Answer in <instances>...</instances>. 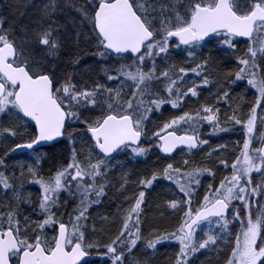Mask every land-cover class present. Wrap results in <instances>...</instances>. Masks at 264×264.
Returning <instances> with one entry per match:
<instances>
[{
    "label": "snow or ice",
    "instance_id": "1",
    "mask_svg": "<svg viewBox=\"0 0 264 264\" xmlns=\"http://www.w3.org/2000/svg\"><path fill=\"white\" fill-rule=\"evenodd\" d=\"M33 7L38 16L19 36L0 16V264H95L88 259L94 252L104 264H142L134 251L141 243L156 250L166 242L178 245L171 264H194L202 251L224 255V264H264V0H42ZM213 42L233 53L245 45L236 69L220 74L223 83L201 54ZM176 50L188 66L176 63ZM85 55L99 68L90 79L78 69ZM241 82L255 90L247 114L231 93ZM206 89L211 103L201 102ZM190 102L196 107L183 110ZM222 105L231 111L224 123L243 135L231 162L227 144L212 148L202 138L205 125L209 136L231 130L221 123ZM165 106L181 114L150 131ZM61 144L66 163L45 175L41 149ZM205 146L207 160L194 163L191 154ZM153 149L165 161L178 149L189 157L136 181L127 206L100 215L109 227L97 229L91 210L123 167L117 157H147ZM209 164L227 174L197 201L203 178L215 181ZM161 180L176 189L165 207L179 222L145 238L147 193ZM120 181L123 193L128 175ZM26 184L38 186L35 200L24 194ZM98 231L109 239H91Z\"/></svg>",
    "mask_w": 264,
    "mask_h": 264
},
{
    "label": "trees",
    "instance_id": "2",
    "mask_svg": "<svg viewBox=\"0 0 264 264\" xmlns=\"http://www.w3.org/2000/svg\"><path fill=\"white\" fill-rule=\"evenodd\" d=\"M42 0H21V3L18 4L17 0H0V16L6 18L5 27L7 28L9 24H13L15 26V31L13 32V36H19L22 31V26L28 25L31 28L33 25L31 21H34L37 16V10L33 7L34 4L41 3ZM84 0H80V3H83ZM27 4V7L23 5ZM23 13V15H21ZM69 16H77L78 13L69 10ZM62 20L64 17L61 18ZM71 25H69V29ZM88 53L94 51L91 46L84 45ZM245 50V45L243 43L238 45V51L233 52H225L213 42L210 45H207L203 49H201V54L203 57H208L211 59V67L209 69V74L220 79L221 83H223V76L220 75L223 72H227L228 70H235L236 63L235 57L239 55H243ZM172 56L177 64H182L184 66H188V62L185 59L186 54L180 53L179 50L173 51ZM63 67V64H61ZM78 69L85 78H92L90 76V72L95 73L99 71L97 61L91 55H85L84 59L81 61V64L78 66ZM216 86L211 87V93L216 91ZM254 89H250L247 86L246 82H241L237 86H234L231 89L233 103H240L242 114H247L249 106L252 104L254 99ZM243 97L241 100L240 98ZM207 98L208 102L211 103V96L209 90H205L201 96V102ZM196 107V105L192 102L183 109L190 110L191 108ZM258 112L260 110L258 109ZM224 113L231 114L230 109L227 106H221V123L223 126L231 129L230 131L217 133L216 135L209 136L211 131L208 125H205L202 129V138L208 139L209 144L212 148L217 147L221 144L228 145V151L223 153L225 156L229 158L231 162L234 159L236 152L233 151L236 142H241L243 140V135L239 129V126L233 127L230 123H224ZM181 114V112L177 110H172L170 106H165L163 109V115L155 114L153 116L154 123L149 124V130L151 131L155 124L161 123L163 120L170 118L173 115ZM210 150L209 146H205V150L202 152H196L191 154V159L194 163L199 164L207 160L206 152ZM42 153L47 154V159L43 163V171L46 175L50 169H55L59 167L61 164L66 163L67 158V149L64 145H55L49 148L41 150ZM163 154H159L157 149H153L147 157H138V158H130L125 154H120L117 157V160L123 165L122 168H116L114 172L110 175L109 179L111 182V186L108 189V195L105 197L106 201L100 205L99 210H96L92 214L93 221L96 223L97 229L101 227L108 228V224H101L99 219L100 215H108L113 216L116 212L118 205L127 206L124 201L125 196H133L134 193L138 192V188L136 185V181H138L142 177H150L151 172L161 164L166 162H174L178 163L180 160L188 158L189 154L187 150L179 151L174 154L173 161H165L163 159H158V156L162 157ZM15 159L21 160L26 159V157H21L20 155L15 156ZM212 166L214 165H207ZM214 170L215 167H214ZM121 173L127 174L129 178V183L127 185V189L125 192L121 193L117 191L120 186V176ZM227 173L223 170H216L215 181H213L209 177H205L202 180V187L199 190V195L196 197V200H202V197L207 190V185L209 183H215L218 185L220 179L226 175ZM255 175V174H254ZM176 189L170 186L167 182L161 180L154 184V187L148 190L147 193V204L145 207L144 213V224H143V234L144 237L147 238L151 232L154 230L159 232H171L173 231L179 222V214H174L173 211L167 207H165V202L172 198ZM28 193L32 194V199L35 200L38 195V186L26 184L24 188V194ZM63 198V194H62ZM196 201H194L195 206ZM160 205L157 207V205ZM23 207H27L24 205ZM72 208V202H69L68 210L70 211ZM99 219V220H98ZM97 220V221H96ZM98 224V225H97ZM117 225V226H116ZM118 227V221L111 225V233H115ZM238 230V225L237 229ZM95 239H109V234L107 232L98 231V235L95 236ZM102 251V250H101ZM135 258L140 260L142 264H171L172 259H174V254L178 251V245L174 242H166L161 245H158L156 250L146 249L144 243H141L138 246ZM224 255L217 256L213 251H202L197 254L195 258L194 264H224ZM91 261H94L95 264H104L103 259L97 253H93Z\"/></svg>",
    "mask_w": 264,
    "mask_h": 264
},
{
    "label": "flooded vegetation",
    "instance_id": "3",
    "mask_svg": "<svg viewBox=\"0 0 264 264\" xmlns=\"http://www.w3.org/2000/svg\"><path fill=\"white\" fill-rule=\"evenodd\" d=\"M16 156H18V155H16ZM106 201V198H104V201H103V203ZM101 205V204H100ZM100 205H98V206H94V208L91 210V213L93 214L94 212H96V210H99V208H100ZM99 220V219H98ZM97 221V220H96ZM98 225V224H97ZM117 226V225H116ZM98 235V232L96 233V235L95 236H97ZM95 236H91L90 235V238L91 239H95L96 237ZM100 240V239H99ZM105 240H107V239H104V240H101V241H105ZM92 259V256L90 257V259L89 260H91Z\"/></svg>",
    "mask_w": 264,
    "mask_h": 264
},
{
    "label": "water",
    "instance_id": "4",
    "mask_svg": "<svg viewBox=\"0 0 264 264\" xmlns=\"http://www.w3.org/2000/svg\"><path fill=\"white\" fill-rule=\"evenodd\" d=\"M49 147H51V146H47V147H44V148H42V149H46V148H49ZM179 151H180V150L178 149V150L176 151V153L179 152ZM176 153H174V154H176ZM174 154H173V155H174ZM16 155H19V154H16ZM16 155H15V156H16ZM89 258H90V257H89ZM89 258H88V259H89Z\"/></svg>",
    "mask_w": 264,
    "mask_h": 264
},
{
    "label": "rangeland",
    "instance_id": "5",
    "mask_svg": "<svg viewBox=\"0 0 264 264\" xmlns=\"http://www.w3.org/2000/svg\"><path fill=\"white\" fill-rule=\"evenodd\" d=\"M259 113V112H258ZM258 130H264V129H258Z\"/></svg>",
    "mask_w": 264,
    "mask_h": 264
}]
</instances>
